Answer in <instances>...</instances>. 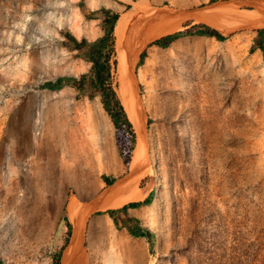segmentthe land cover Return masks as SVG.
Instances as JSON below:
<instances>
[{"label":"rangeland","instance_id":"rangeland-1","mask_svg":"<svg viewBox=\"0 0 264 264\" xmlns=\"http://www.w3.org/2000/svg\"><path fill=\"white\" fill-rule=\"evenodd\" d=\"M114 3L90 9L83 0H0V264H48L71 200L69 220L77 215L83 231L78 264H264V54L255 42L264 27L247 22L224 30L194 18L215 5L237 4L247 13L254 7L246 0ZM136 5L141 10L128 39L152 37L128 73L145 140L133 175L135 130L113 124L97 80L77 81L92 63L74 39L94 40L108 16ZM162 24L174 30L156 36ZM203 25L225 38L198 34ZM92 29L96 36H88ZM176 31L185 33L167 46L152 43ZM113 59L104 85L115 91L116 51ZM77 67L84 69L72 72ZM56 78L58 88L44 86ZM94 108L107 120V133L96 128ZM116 182L129 184L128 194L152 190V202L141 209L147 239L111 220L109 232L104 223L101 233L90 230L94 220L109 221L113 208H100L109 201L102 191Z\"/></svg>","mask_w":264,"mask_h":264},{"label":"bare ground","instance_id":"bare-ground-1","mask_svg":"<svg viewBox=\"0 0 264 264\" xmlns=\"http://www.w3.org/2000/svg\"><path fill=\"white\" fill-rule=\"evenodd\" d=\"M246 2L248 5L254 7V9H255L254 13L253 12L247 13V12L241 11L240 7L237 4L231 3V5L226 4V5H220V6L219 5L218 6H216V5L212 6L209 10H207L201 14H200V12L197 13L194 18L197 21L206 22V23L217 21V23L218 22L220 23V24L218 23L217 25H219L220 28L222 27L224 30L229 29L232 26L234 27V26H236V24H239V25L245 24V23L247 24V22H253L254 26L256 25L258 27H264L263 17L262 18L260 17L262 14V11H264V0H246ZM89 6L91 9H99L102 6L109 7V8L113 7L111 4L103 2L101 0H89ZM140 7H138L136 5L134 7V11H128L126 13H123L119 17V19L115 25V29H114V36L116 38V60L118 62V64H117V77H118L117 83H118V85L116 87V92H117V95H118V97H119V99H120V101H121V103H122V105L126 111V114L129 118L130 122L133 125V128H134L135 133H136V139H137V143H136L135 149L133 151V155H132V162L130 164V171L132 172L133 175H135L141 167L142 157H143V151L142 150H143V140L144 139H143V129H142V123H141L142 115L140 118V112H139V108H138L137 101L135 98L136 96L134 95L132 81L129 79L128 73H129V70L132 68L131 65L134 62V59L136 58V52L138 50H140L141 45L144 44L143 43L144 39H148L149 37H152L151 35H147V36H145V38H140L138 40L134 39V41H133L134 37L132 38V40H129L130 36L129 37L127 36L130 23L135 18ZM140 10H141V8H140ZM140 18H139V20H140ZM163 20L165 23V19H163ZM224 21H227L226 23H228V21H229V23H231V25L227 26V24L224 23ZM134 26H132V27L134 28ZM143 26H144V24H143ZM210 26H212V25H210ZM214 26L215 25H213V27ZM132 27H131V30H132ZM162 27H164V25L161 26V28ZM216 27H218V26H216ZM137 28H138V26H137ZM135 29H136V27H135ZM162 29H161L162 31L160 30L161 32L158 30L159 32L156 34V36L161 35L163 33H168V32L173 31L174 25L173 26L171 25L169 27H165ZM131 30L129 29L130 32H131ZM97 34H98V30L92 29L88 33V36H96ZM130 34H133V33L131 32ZM135 35H136V33H135ZM137 36L138 35H136V37ZM157 53H158V51L155 49L152 50L151 52H149V59L147 61V64H149L150 62H152L155 59V57L157 56ZM83 69L84 68H82V67H77L72 72H74V73L80 72ZM144 71L145 70H140L139 76L142 77L144 74ZM92 115L94 118L96 128L99 129V131H103L104 133H107L108 129H109L108 122L106 119H104L102 117V115L100 114V112L97 108H94V110H92ZM144 144H145V142H144ZM129 189H130V186L126 182H116L111 188H109V190L107 192V198H109L110 201H108L106 203V205H104L103 207H100V208H102V209L119 208L122 205H124L125 203L139 199L138 198L139 195H137L138 193L135 194L134 192H131L128 194ZM71 220L73 222L74 232H73L71 244L69 245L68 249L66 250V253L64 256V264L70 263V261L73 257V252L76 249V246L79 243V241H80L79 239L81 237L80 222H79L77 215H75V214L71 215Z\"/></svg>","mask_w":264,"mask_h":264},{"label":"trees","instance_id":"trees-1","mask_svg":"<svg viewBox=\"0 0 264 264\" xmlns=\"http://www.w3.org/2000/svg\"><path fill=\"white\" fill-rule=\"evenodd\" d=\"M128 7L129 5H126V8ZM118 19H119L118 13H112L110 16H108L101 24L103 34L95 38L94 40L87 41L86 38H82L81 40L77 41L76 39L73 38L75 41L74 48L79 49L85 47L86 50L83 53V55L92 63L90 72L88 74L81 75V77L77 81L82 83L85 81V79L88 76L97 80V83L94 82L93 86L101 90L103 108L109 114L113 124L117 128H119L121 125H124L130 131V133L134 135L132 130L133 125H131L132 123L130 122L126 114V111L117 95L116 89L114 91V89L111 86L105 87L104 85V81L106 77L108 78L110 76L111 63H115V60L113 59V56L116 51V38L114 37V29ZM105 23H107V26H105ZM184 33H185L184 31H176L171 34L164 35L154 40L152 43L158 46L165 47L170 42L177 39ZM197 33L207 36H214L218 40H223L225 38L219 31L208 25H203L202 28L197 31ZM255 42L257 44L256 45L257 48H259L264 54V28H260L257 30V36ZM143 57H144V53L141 52L139 55V62L143 60ZM71 79H76V78H71ZM59 85H60L59 83L44 84V86L49 89L58 88ZM108 97L112 100V104L114 108L113 111H110L109 109V102L107 101ZM135 141H136V135H135ZM131 162H132V157L130 164ZM102 179L106 183L109 180L108 176L106 175H103ZM149 203H150V199L146 198L142 201L126 203L119 208L107 210L106 213L109 215V217L113 219V222L116 224L114 220L115 219L114 216L117 212L125 211L129 207L135 208V207H139L140 205H147ZM68 225L70 224L68 223ZM129 232L133 236H142V234H140L137 231L130 230ZM56 263H58V260L56 262L54 261V264Z\"/></svg>","mask_w":264,"mask_h":264},{"label":"crops","instance_id":"crops-1","mask_svg":"<svg viewBox=\"0 0 264 264\" xmlns=\"http://www.w3.org/2000/svg\"><path fill=\"white\" fill-rule=\"evenodd\" d=\"M101 1L109 3L112 6L115 5L114 0H101ZM152 1H156V0H152ZM83 2L87 3L88 7L90 8L89 0H83ZM103 8L107 9L109 7L103 6ZM110 163L112 165H111L110 171H108V173L114 172L117 168L112 163V158H110ZM107 191H108L107 188H105L102 191V195L105 196L106 195L105 193H107ZM137 195H139V197H138L139 199H136L137 201L138 200H144L146 198L150 199V202H152V200H153L152 190H150L146 193L137 194ZM72 202H74V201L71 200L69 202V204L68 203L66 204V210H65L64 214H61L59 216V219L57 222V227L54 230L51 248L48 251V259H47L48 264H54V261L56 262L57 260H58V263H56V264H64V256H65L66 250L68 249V247L71 243V240H69V237L67 239V234L70 231V238H71V235L73 236V232H74L73 222L71 220H69V206ZM67 205H68V207H67ZM146 206L147 205H140L139 207H135V208L129 207L125 211L117 212L114 216V218H115L114 220H115L116 224L123 226L125 231L129 234H130V232H129L130 230L131 231L132 230L137 231L140 234H142V236H135V237L147 239L148 237L151 236V229L148 226H145L141 221L142 216H143L141 209H144ZM113 209H115V208H113ZM108 219H109V221L104 220L103 222H100V220H94L90 225V230L92 232H99L102 230V229H100V225L102 223H104L107 226V228H109V230L107 231V232H109L111 230L110 220L112 221V223L114 225H116V224L113 222V219L111 217ZM68 223L70 225H68ZM107 232H105V233H107ZM81 233H83V231ZM99 233H101V232H99ZM81 238H82V235H81ZM76 255H77V251L75 249L73 252V257H72L69 264H78L77 262L74 261V257Z\"/></svg>","mask_w":264,"mask_h":264},{"label":"water","instance_id":"water-1","mask_svg":"<svg viewBox=\"0 0 264 264\" xmlns=\"http://www.w3.org/2000/svg\"><path fill=\"white\" fill-rule=\"evenodd\" d=\"M58 80H60L59 78H56L54 81H51L53 83L57 82Z\"/></svg>","mask_w":264,"mask_h":264}]
</instances>
